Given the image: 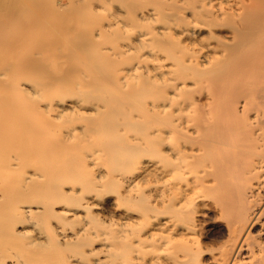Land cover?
<instances>
[{"label":"bare ground","instance_id":"obj_1","mask_svg":"<svg viewBox=\"0 0 264 264\" xmlns=\"http://www.w3.org/2000/svg\"><path fill=\"white\" fill-rule=\"evenodd\" d=\"M52 5L0 0V264H264V0Z\"/></svg>","mask_w":264,"mask_h":264},{"label":"rangeland","instance_id":"obj_2","mask_svg":"<svg viewBox=\"0 0 264 264\" xmlns=\"http://www.w3.org/2000/svg\"><path fill=\"white\" fill-rule=\"evenodd\" d=\"M56 1H57V2H56ZM66 2H67V0H60V1H59V0H54V3H55L56 5H52V6H53L56 10L53 9V8H51V9L53 10L54 15H55V13H56V15H57V18H56V19H58V17L61 16L60 11H59V8H60V9L62 8V9H61L62 11L65 10L61 4L65 5ZM48 3L50 4V2H48ZM58 3H59V4H58ZM60 3H61V4H60ZM57 4H58V9L56 8ZM50 5H51V4H50ZM60 5H61V7H60ZM65 8H66V7H65ZM63 9H64V10H63ZM54 11H55V12H54ZM56 11H57V12H56ZM62 11H61V12H62ZM58 13H59L60 15H59ZM65 13H66V12L64 11V14H65ZM56 15H55V16H56ZM64 16H65V15H64ZM61 17H62V16H61ZM1 41H2V42H1ZM1 41H0V43H1L0 46L2 45V46H1V49H2V50L0 49V51H3V52H0V59H1V60H0V61H1L0 64H2L3 57H4V59H5L6 61H7V59L11 60V59L9 58V56H11V58H12V55H11V54L13 53L12 50H13V48L16 47V46H14V45H13L14 47H9V46H11L12 44H11V45H9V43L5 44L4 40H2V39H1ZM3 42H4V43H3ZM6 42H7V41H6ZM8 45H9V46H8ZM5 46H6V47H5ZM3 47H4V48H3ZM8 47H9L11 50L8 49ZM4 50H5V51L7 50L6 53L4 52ZM16 50H17V49L14 50V51H15V52H14L15 54H17V53H16V52H17ZM14 53H13V54H14ZM5 54H6V55H5ZM15 54H14V55H15ZM14 55H13V56H14ZM1 56H2V57H1ZM6 57H8V58H6ZM5 60H4V61H5ZM8 63H9V62H8ZM4 64H6V62H5ZM7 65H8V64H7ZM2 66H4V65L2 64ZM5 66H6V65H5Z\"/></svg>","mask_w":264,"mask_h":264}]
</instances>
